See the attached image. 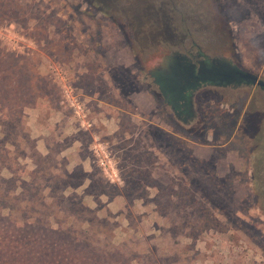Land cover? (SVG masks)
Returning <instances> with one entry per match:
<instances>
[{
	"label": "rangeland",
	"instance_id": "1",
	"mask_svg": "<svg viewBox=\"0 0 264 264\" xmlns=\"http://www.w3.org/2000/svg\"><path fill=\"white\" fill-rule=\"evenodd\" d=\"M189 49L264 79V0H0V264L31 258L26 244L47 245V231L56 264H264V93L207 88V135L182 129L148 72ZM36 110L71 116L88 174L41 189Z\"/></svg>",
	"mask_w": 264,
	"mask_h": 264
},
{
	"label": "flooded vegetation",
	"instance_id": "2",
	"mask_svg": "<svg viewBox=\"0 0 264 264\" xmlns=\"http://www.w3.org/2000/svg\"><path fill=\"white\" fill-rule=\"evenodd\" d=\"M161 7L156 14L157 20H162V32L167 35L166 38L170 39L172 37L171 23L173 17L168 15L167 9L169 8L165 4ZM233 66L239 67L225 57H209L199 49L195 51L189 49L183 52L170 51L153 69L149 70L148 77L156 87L154 88L155 92L163 98L169 116L179 122L182 129L185 128L192 132L201 122L217 116L216 106L213 104L218 101L208 97L205 99L206 102L202 104L203 101L200 100L201 91L207 88L216 90L234 88L242 84L252 85L244 81H229L226 73L231 71ZM253 86L259 87L258 85ZM259 89L264 93L263 88L259 87ZM256 111H263L264 114V109L256 108ZM251 112L249 111V113ZM192 124L196 127L195 129L192 128ZM200 126H202L200 129L203 128L202 134L206 136L207 124L203 123ZM181 133L188 134L183 130ZM181 150L187 158L191 157V151L189 152L186 148H181Z\"/></svg>",
	"mask_w": 264,
	"mask_h": 264
},
{
	"label": "crops",
	"instance_id": "3",
	"mask_svg": "<svg viewBox=\"0 0 264 264\" xmlns=\"http://www.w3.org/2000/svg\"><path fill=\"white\" fill-rule=\"evenodd\" d=\"M45 112H47V110H45ZM28 113L34 130H36V135L33 137L35 138L36 153H38L39 159V162L33 163V169L36 175H40L42 178V183L48 185L52 183L53 180L56 181V178L60 176H70L76 169L88 174L92 168V161L90 158L83 155L82 148L80 147L81 141L73 137L76 133V129L71 126V116L64 115L62 118H55L53 112L48 113L46 116L44 112L38 110ZM110 118L113 119V117ZM65 139H68V142H66L67 144L59 148V143L65 142ZM49 159H63L65 163L63 166L57 163L50 164L47 161ZM74 186L77 189L81 186L85 187L86 184L80 182ZM68 187H70V184L64 187V189H68ZM90 195L89 193H84L82 199ZM118 197L125 198L124 195Z\"/></svg>",
	"mask_w": 264,
	"mask_h": 264
},
{
	"label": "trees",
	"instance_id": "4",
	"mask_svg": "<svg viewBox=\"0 0 264 264\" xmlns=\"http://www.w3.org/2000/svg\"><path fill=\"white\" fill-rule=\"evenodd\" d=\"M1 109H4V108L1 107ZM254 133H256V131H254ZM252 154L254 155V157L252 158V160L250 162L251 163L250 165L253 166L252 167V172L254 171L253 174L256 175L257 174L256 167H257V165L259 163V159H260L259 158V155H258V149H257V147L252 151ZM67 185L68 184H66L64 187H66ZM41 189L43 191H46L47 189L50 190L51 189V186L50 185H45ZM47 233L49 234V236L48 235L47 236L50 237V238L52 236H56L58 234V232H54V231H47ZM50 238L48 240L50 242L47 245H44L42 247L39 246V243H38L37 240H34L32 242V245H28V247H27V244H26V248H27L26 250L31 251V250H33V248H36V250H34V251H37V253L31 252L30 253L31 256H32L31 258H29V255H25L24 258L22 257V260H20V262L18 264H56L55 262H48L47 261L48 260L47 255L48 254L51 255L52 252H54V250L56 249V246H57V242H53V239H50ZM35 243L37 245H34ZM52 246H53V249H52ZM28 248H30L31 250L28 249ZM39 248H41L40 251H43L44 252V255H42L43 257H40V255H39V257L37 258V254L39 253L38 252V249ZM0 249H1V252L7 253L8 246H3V248L1 247ZM39 254H41V253H39ZM12 263H14V262H12Z\"/></svg>",
	"mask_w": 264,
	"mask_h": 264
},
{
	"label": "water",
	"instance_id": "5",
	"mask_svg": "<svg viewBox=\"0 0 264 264\" xmlns=\"http://www.w3.org/2000/svg\"><path fill=\"white\" fill-rule=\"evenodd\" d=\"M226 75L229 77V81H244L247 84L258 85L259 87L264 89V79L260 78L257 74L251 71L233 66L231 71L226 73Z\"/></svg>",
	"mask_w": 264,
	"mask_h": 264
},
{
	"label": "built area",
	"instance_id": "6",
	"mask_svg": "<svg viewBox=\"0 0 264 264\" xmlns=\"http://www.w3.org/2000/svg\"><path fill=\"white\" fill-rule=\"evenodd\" d=\"M97 163L99 164V166L101 167V169L103 170L104 174L110 179L113 180L114 177V171L112 170V164L111 161L108 159L107 155H99L97 158Z\"/></svg>",
	"mask_w": 264,
	"mask_h": 264
}]
</instances>
